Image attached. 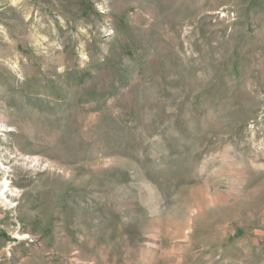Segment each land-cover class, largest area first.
<instances>
[{
    "label": "rangeland",
    "instance_id": "374dc122",
    "mask_svg": "<svg viewBox=\"0 0 264 264\" xmlns=\"http://www.w3.org/2000/svg\"><path fill=\"white\" fill-rule=\"evenodd\" d=\"M0 127V264H264V0H0Z\"/></svg>",
    "mask_w": 264,
    "mask_h": 264
},
{
    "label": "bare ground",
    "instance_id": "6f19581e",
    "mask_svg": "<svg viewBox=\"0 0 264 264\" xmlns=\"http://www.w3.org/2000/svg\"><path fill=\"white\" fill-rule=\"evenodd\" d=\"M4 127H6V126H4ZM0 130L3 131L2 127H0ZM2 165H3V164H2ZM1 185H4V186L7 188V186H8V182L5 181V182L2 183ZM5 190H8V189H5ZM7 199H8V197H7L6 193H5L4 191H2V192L0 191V200L2 201L3 204H6ZM8 203H9V202H8Z\"/></svg>",
    "mask_w": 264,
    "mask_h": 264
}]
</instances>
